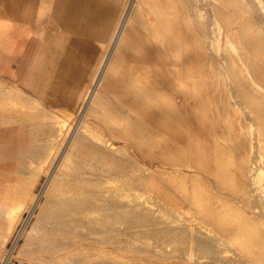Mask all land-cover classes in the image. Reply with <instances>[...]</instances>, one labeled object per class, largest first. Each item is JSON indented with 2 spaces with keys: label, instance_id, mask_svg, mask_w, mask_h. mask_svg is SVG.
Instances as JSON below:
<instances>
[{
  "label": "bare ground",
  "instance_id": "obj_1",
  "mask_svg": "<svg viewBox=\"0 0 264 264\" xmlns=\"http://www.w3.org/2000/svg\"><path fill=\"white\" fill-rule=\"evenodd\" d=\"M56 1L70 2L47 1L57 19ZM105 1L95 7L110 15L102 29L84 10L82 36L95 39L103 55L75 122L69 126L72 113L58 111L70 116L66 122L35 99L32 112L24 108L25 123L41 133L42 144L19 154L30 170L27 185L16 196L6 193L18 205L0 202L2 259L25 205L33 223L15 260L20 264H264L262 1ZM30 6L25 0L24 18L36 22ZM219 16L227 29L222 35L215 28ZM234 18L242 31L233 34ZM233 43L238 50L232 53ZM216 68L229 81L222 106L226 132L207 145L194 140L187 111L181 121L173 113L182 107L176 100L198 92L200 81L221 80ZM103 93L121 104L118 113ZM99 100L107 103L104 130L83 131L85 117L100 118Z\"/></svg>",
  "mask_w": 264,
  "mask_h": 264
},
{
  "label": "rangeland",
  "instance_id": "obj_2",
  "mask_svg": "<svg viewBox=\"0 0 264 264\" xmlns=\"http://www.w3.org/2000/svg\"><path fill=\"white\" fill-rule=\"evenodd\" d=\"M29 1H31V2H29ZM29 1L27 0V4L29 5V3H30V5H31L33 3V0H29ZM47 1H46V4H45V1L42 0V2H44L42 4H44L46 7L44 5H42V7H40L39 4H40L41 0H39V1L35 0V6H34L35 7V13H33V14H34V16L36 15L35 17H37L36 18L37 21L34 24L35 25L46 26V27H49V28H54V29L67 31V33L69 34L70 37L67 40L64 41V43H66L65 44V49H64V51L62 53V59H61V61L59 63L57 72H56L55 77L53 79L51 89L41 99L42 100L41 102H44L45 104L47 103L46 105H49V106H45V104L43 105L47 110H49V111H47L48 113L56 114L55 111L57 110L56 112H57V115H59L60 119L62 117H64L65 115H67L66 113L69 112L68 115H70V113H72L71 116H73V118L70 117V116H66V119H67V117H70V118H68V121L71 123V124L70 123H68V124L66 123V124H67V126L69 124H70L69 126H71L73 121L75 122L74 115H77L79 113L78 111L81 109V107H80L81 104L79 106H76V107H71V105H69L68 103H65V102L62 103V101H63L64 98H70L72 95L77 94L78 92H83V90L87 86V83H88V81L91 78L92 72L95 69L96 64L98 62L97 61L98 59H96L97 55L93 54L92 49H93V46L99 45V43L94 42L92 39H91L92 41L88 40V39L86 40L81 34L80 35H75V34L71 33V31L67 28V27H71V28L75 27L76 28V26H82L83 25V21L82 20L84 18L82 19V18H79V17H81V16L85 17L84 13H80L79 14L80 10L77 12L76 11V7H69V6L68 7H63L62 9L64 11L62 10L61 14H59L60 11L58 10V15L60 16V18L58 16V18L56 19V18H54L53 15H51V12L53 11V9L50 6L48 7V2ZM69 1H70V3L71 2H75L74 0H69ZM162 1H166V0H162ZM258 1H262V4L264 5V0H258ZM30 8H32V7L30 6ZM72 10H74V11H72ZM206 10H207V15H210L212 13V11L210 9H206ZM206 10H205L204 13H206ZM261 10L264 11L263 8H261ZM31 13H32V11H31ZM90 15L94 16L96 18L97 17H99V18H103L104 17V15L102 13H99V12L97 13V12L94 11L93 14H89L88 15L89 23H90V21L92 19V17ZM210 16L212 17L213 13ZM233 20H234L233 24L231 25V27H229L230 29L232 28L230 31L233 34L235 33L234 31H236V32L237 31H242V27H241L242 25L239 24L240 18H234ZM28 22H30V21H28ZM251 23H253V22H251ZM94 24H97L99 26L100 25L103 26L102 20L98 21L96 19L94 21ZM215 24H216V26H215L216 30L219 29L216 32L219 31V34L222 35L224 33V31L227 30L226 26L224 25L223 18H221L220 16L218 17V22H216ZM255 27L256 26L253 25L252 28L250 29L251 31L248 30L249 32L247 31V33L253 35V31H254L253 28H255ZM104 28H105V25H104ZM80 31H82V29ZM87 42H88V44H87ZM222 46L225 47L224 44H222ZM237 48H238V46L236 44L234 45V43H233L232 46H230L228 48V50L229 49H230L229 51L233 50V51H231L233 53V52L238 50ZM186 53L188 54L189 50H187ZM188 63L190 64L191 62H188ZM216 73L220 74V79L221 80L219 82H217L218 75L214 76L210 80L200 81L199 86H198V92L191 91L188 94L187 98L182 96L183 98L180 97V98H178L176 100L178 104L182 103V107L180 105L179 107H181L180 108L181 110L180 109L177 110V108H178L177 107L175 109L174 113H173V116H176V118H174V119L178 118L181 121V119H182L181 116H184L183 114H185V111H187L189 113V116H190V128H191V132L193 133L192 136L194 137V140L196 138L197 139L198 138H200V139L202 138V140L207 145H208L209 142H211L213 140L214 136H220L221 133L224 132V134H225V132H226L225 129H224V125L223 124L225 123L227 118L225 116V112L222 111V106L224 105V98H225L224 96L228 92L229 81L226 80L227 79L226 78L227 75L225 73V70L216 68ZM263 83L260 82L261 85L259 86V90L264 95V84ZM168 93H167V97L171 98L172 94L169 95L170 93L169 94ZM234 98H236V96ZM237 98H240V97L237 96ZM103 100L104 101L106 100L107 103L109 101L111 106L114 107L115 112L118 113L119 109L121 108V106H120L121 104L119 102L117 103L115 101V97L112 94L107 95V97L104 98ZM184 100H185V102H184ZM90 101L92 102V98H90ZM101 101L102 100H99L98 104H99L100 111L103 112V113H101L98 110V113L101 114V115H99L100 118H97L98 115H97V117L91 116L90 118L92 120L89 118V116H87V118L85 117L84 119H87V120L86 121L84 120L85 123H86V124H84V126L86 125V127H84L82 129L83 131H84V129L85 130L95 129V131H98V130L99 131H103L104 130V125H105L104 122L105 121L103 122L102 119L105 118L103 116L108 117V115H104V114H108V111L105 108L107 103L101 102ZM117 101H118V99H117ZM222 102H223V104H222ZM103 104H105V105L103 106ZM184 105H185V107H184ZM116 108H118V109H116ZM53 110H55V111L53 113H51V111H53ZM58 111H61L65 115L63 114L64 115L63 116V115H61V113L59 114ZM174 114H176V115H174ZM171 115H172V113H171ZM101 116H102V119H101ZM43 118H45V117H43ZM62 119H65V118H62ZM174 119H173V121H174ZM93 120H95V121H93ZM44 121H46V118H45ZM178 121L177 122H176V120L174 121V122H176L175 125L178 124ZM66 122H67V120H66ZM174 122H173V125H174ZM88 124H89V126H88ZM72 127H74V125ZM97 127L101 128V129H99ZM177 127H178V125L176 126V128ZM30 128H31L30 129L31 130V135H30L31 143L30 144L32 146L33 145L34 146L41 145L42 144V141H41L42 136L40 135L41 133H39V132L37 133V131H35L37 129L33 128V125H30ZM178 129H179V127L176 130H178ZM32 130H33V132H32ZM121 142H123V141L119 142L120 145L121 146H122V144L124 145V142L123 143H121ZM25 158H26L25 156H23V157L20 156L19 157V159L17 160V164H16V174H15V177H14L15 180H13V182H9L8 181L9 182L8 185L9 186L10 185L13 186V188L9 191V190H6V189H9L7 187L8 185L5 184V185L0 186V197H1L0 198V202H2L3 204L6 203V202L9 203V201H12V200L8 201V199H9L7 197L8 192H10V194H11L10 196H13V195L16 196V194L18 193L19 189L22 188V186H25V185H22V184H24L25 181L28 179V172L30 171V170H25V168L27 166V163H25L26 162ZM25 164H26V166H25ZM28 167L29 168L31 167L30 169H35V165L34 164H31ZM28 167H27V169H28ZM22 172H23V174H22ZM0 174H1V172H0ZM24 174H25V177L27 178L25 180L23 179L24 178ZM2 180L3 179H0V181H2ZM18 180L21 181V182H19ZM25 184L27 185V181H26ZM14 186H15V188H14ZM19 186H20V188H19ZM16 191H17V193H16ZM14 192H15V194H13ZM20 192H21V190L19 191V193ZM6 193H7V195H6ZM2 199H3V201H2ZM10 199H12V198H10ZM14 200H15V202H17L16 199H13V202H14ZM13 202H12V204L9 203L10 207H11V205H12V207H15L16 204L18 205V203L13 204ZM9 204H7V206H9ZM20 208L19 209H20V212H21L20 213V217L21 218H20L19 222H17L19 224L15 225L11 236H9V238L7 239L5 245L3 246L4 250H2V251H4L6 257L3 260L2 259V255L0 254L1 255L0 256V260L2 259V261H0V264H20V263H17L15 261V260H17L19 258L18 252L20 254H23L22 252L24 251V249H26L25 245L23 244L24 243L23 242L24 241V235H25L24 233H27L25 231H29L28 229L31 228L30 226L33 223L32 222L33 219H32V217L30 219L29 215H27V213L25 211V205H21ZM27 221H29V222H27ZM5 225H6V223H4V224L1 223L0 227L1 226L2 227L0 229L1 230L4 229ZM1 230H0V232H1ZM0 241H1V239H0ZM21 248H24V249H22L23 250L22 252H20ZM0 250H1V245H0ZM0 253H2V252H0ZM16 254H17V256H16Z\"/></svg>",
  "mask_w": 264,
  "mask_h": 264
},
{
  "label": "crops",
  "instance_id": "obj_3",
  "mask_svg": "<svg viewBox=\"0 0 264 264\" xmlns=\"http://www.w3.org/2000/svg\"><path fill=\"white\" fill-rule=\"evenodd\" d=\"M81 1L86 2V0ZM81 1H76L77 3H66V5L64 3L62 4V2L60 3L56 1V6L59 5V7L61 6L62 8L63 5L64 7H75L77 4L78 8L80 9L79 14L84 13L86 8H88L89 11L91 10L90 14H93L95 7L99 6L97 2H99L100 6H105V4H103L105 0H101V2L100 0H87V2L84 4H81L83 3ZM88 1L96 3L95 5L94 3H90L91 5L93 4L91 6ZM106 1L111 3L110 0ZM34 6L35 0H33V3L31 4L32 13H35ZM78 8L76 10H79ZM62 10L63 9H60V14L62 13ZM24 15L25 0H0V94L2 92L0 95V116L4 117V115H6V118L3 119L1 117L3 120H0V179H3L0 181V186L8 184V181L13 182V180H15L14 177L16 174L17 160L20 157L19 154L21 153L23 147H26L31 143V130H29L30 126L28 127V124L25 123L23 111L26 109L25 112H32V107L34 104L33 99L41 102V99L51 89L53 79L62 59V53L65 49L66 43H64V41L70 37L67 31L35 25V21L28 22L24 18ZM108 16L110 17L109 14L105 15V19L104 17L96 18L91 16L92 19L90 24L97 25L94 24L96 19L98 21L102 20V22L105 24L104 21L106 18H108ZM79 18L83 19L84 17L81 16ZM82 21V26H76V28H67L75 35H82V31L80 30L83 29L84 20ZM99 28L102 29L101 26H99ZM84 36L86 40L92 39L90 36ZM92 40L97 42L95 39ZM99 45L93 46L92 49L93 54L97 55V63H100V59H102L101 56L103 55V49H101L102 47L100 46V48ZM98 65L99 64H96L95 69ZM95 69L92 72L91 78L93 77ZM90 82L91 80L88 81L83 92H78L77 94L72 95L70 98H64L62 103H68L71 105V107L79 106ZM14 88L18 92H22L21 95H24L23 98L21 95L19 97L17 96L18 92H16ZM12 90L15 91L16 94L13 93ZM98 91L99 90H97V92ZM5 93H7V95ZM8 94H11V96ZM103 97L106 98L107 94L105 95V93H103ZM17 100H20L21 102H14ZM41 103L45 104L44 102ZM46 104L45 106H49ZM22 105H24V107ZM19 112H22V116ZM20 117H22L23 120L20 119ZM5 119H7V122H5ZM3 123L7 126H4Z\"/></svg>",
  "mask_w": 264,
  "mask_h": 264
}]
</instances>
